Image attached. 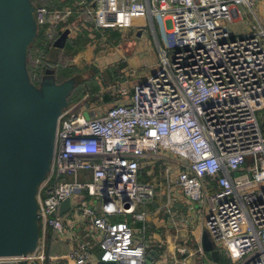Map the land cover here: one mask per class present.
<instances>
[{
	"label": "built area",
	"instance_id": "2783aa9c",
	"mask_svg": "<svg viewBox=\"0 0 264 264\" xmlns=\"http://www.w3.org/2000/svg\"><path fill=\"white\" fill-rule=\"evenodd\" d=\"M257 4L264 8V0L36 6L42 48L58 33L71 34L74 17L90 19V33L152 26L160 42L159 68L132 92L105 87L99 103L106 105L94 103L100 113L95 119H86L77 106L65 109L52 169L37 195L38 247L27 256L0 257V264H150L156 251L148 239V214L138 207L153 199L154 186L141 183L140 174L147 159L164 164L161 150L175 158L183 196L208 208L204 229L216 247L232 264H264V24L254 12ZM240 6L258 24L238 36L230 24L241 19ZM41 56L39 49L36 65ZM163 174L171 177V167L165 165ZM67 199L71 207L62 214ZM118 215L124 221H112ZM56 239L67 241V253L52 251ZM194 242L206 257L201 236Z\"/></svg>",
	"mask_w": 264,
	"mask_h": 264
},
{
	"label": "water",
	"instance_id": "95a60500",
	"mask_svg": "<svg viewBox=\"0 0 264 264\" xmlns=\"http://www.w3.org/2000/svg\"><path fill=\"white\" fill-rule=\"evenodd\" d=\"M36 6L0 0V257L27 256L38 247L37 195L52 169L59 120L80 82L79 76L57 82L52 65L39 85L32 80L28 55L38 38ZM69 34L63 32L55 47L63 49ZM70 207L67 199L61 213ZM201 243L205 252L217 248L206 229ZM158 256L153 252L148 262Z\"/></svg>",
	"mask_w": 264,
	"mask_h": 264
},
{
	"label": "crops",
	"instance_id": "0c3cea01",
	"mask_svg": "<svg viewBox=\"0 0 264 264\" xmlns=\"http://www.w3.org/2000/svg\"><path fill=\"white\" fill-rule=\"evenodd\" d=\"M87 19L86 17H74L70 20L71 34L70 37H68L69 40L86 37L91 38L90 36L92 33L89 32L88 27H93L94 25L90 19H88L87 22ZM149 27L153 30V36H150L148 40L146 39L145 32L111 30V34L119 35V39L121 38L120 45H115V47L112 48L117 49L119 61L117 62L116 55L112 53L109 54V52L100 55L95 61V63H99L100 66L102 65L99 67L101 73L106 70V68H103L105 62L109 63V60H112L114 63H118L116 65L117 67L115 66L114 69L110 71L107 70L106 73L109 75L111 74V77L113 74L121 72L124 73V76L121 81H117L110 85L125 87L132 92L136 84L145 81L157 71L159 68L160 42L155 29L152 26ZM96 31L102 34L103 39H105V33L110 32V30L106 32ZM147 43H150V47L152 46L151 48L153 50L149 52V54L152 55L147 60L138 58L137 52L139 46H146ZM105 57H108L106 61H102ZM128 69H131L128 72L129 74L127 73ZM110 85L102 80V82H100L101 89L98 91V96H101V91ZM103 98L105 101L106 98H108V101L111 99L109 95H104ZM159 167L158 162L155 160L147 159L145 161L142 171H147L148 180H141V183H150L154 186V197L152 200L138 207V212L145 211L148 214V230L151 229L152 226L156 229L158 235L154 240L164 243V245L169 248L167 252L155 249L156 253L159 255L155 260V264H183V262L191 264L192 257L187 252L186 243L189 239L196 240L201 236L204 230L208 208L204 205L190 202L179 190L177 178L172 179L171 177L158 173ZM171 199H174V201ZM169 202L172 203L166 208ZM137 225L141 226V223H137L136 226ZM148 239L151 240V237L148 236ZM57 240L60 239H56L55 242ZM64 241L65 242L61 243L60 247L57 248L60 254H65L69 251V245L66 240ZM55 242L52 245V251ZM181 249H185L186 253H180L179 250Z\"/></svg>",
	"mask_w": 264,
	"mask_h": 264
},
{
	"label": "rangeland",
	"instance_id": "374dc122",
	"mask_svg": "<svg viewBox=\"0 0 264 264\" xmlns=\"http://www.w3.org/2000/svg\"><path fill=\"white\" fill-rule=\"evenodd\" d=\"M43 2H35L37 6H47V4H42ZM67 6V5H64ZM61 7H56V8H49V9H59ZM241 10V19L239 21L233 22L230 24V30L232 31L233 35H246L249 33V31L253 28V26L257 23V20L254 18L253 14L249 9H246L243 6L239 7ZM254 12L257 14L259 20L264 24V8L261 5H258L254 7ZM91 27H89L90 29ZM91 31V30H90ZM134 32H137L134 30ZM152 33V34H151ZM149 34V36H148ZM145 36L146 39L148 40L149 37L153 36V30L151 27L146 29L145 31ZM91 38H83L78 40H83V43L86 42V47L84 48V51L82 52H77V53H72L68 50H54L51 49L50 51H47L45 54H42V59H45L46 62H50L53 65H56V70H57V77L58 79L62 80L61 77V71L60 70H66L68 67H76L78 68L81 72V75L79 76L80 83L77 86V88L74 90L72 96L70 97L69 100V107L77 106V112L83 113L86 119H95L100 116V113L93 104L97 102V105L99 104V108L105 107L106 104L99 103L100 100V95L98 96V91L101 89L100 88V82H107L108 85L113 84L117 81H121L122 77L124 76V73L119 72L118 74H113L111 77L109 74H107V70H113L114 67L118 63H114L112 60H109V63L105 62L103 64V68H106L102 73L99 70V63H95L96 59L100 57V55L107 54L109 52L112 53L113 55H116L117 57V62L119 61V54L116 51L117 49H112L115 47V45H120L121 38L119 39V35H113L111 34V30L108 33H105V39H103L102 34L96 30H93ZM73 40V41H77ZM40 41H36L34 44V47L31 50L30 54V63L32 66H36V61L35 58L37 49L39 48ZM152 47V46H151ZM150 47V43H147L145 45H140L139 50L137 52V56L140 59H145L147 60L152 54H149L151 50H153ZM40 57V56H38ZM105 57L102 61H106ZM114 64V65H113ZM98 67V68H97ZM117 67V66H116ZM132 67V66H131ZM129 67V68H131ZM131 70V69H130ZM129 69L127 70V73L130 71ZM129 74V73H128ZM106 102V101H104ZM101 106V107H100ZM85 108V109H83ZM264 115V112L259 113V118L261 123L264 121L262 116ZM162 153H164V156L166 159H163L162 162H159V169L158 173L163 174V170L166 166H170L172 170L171 178L176 179L178 172H179V167L176 162H174V156L170 154L167 151L161 150ZM250 162H247L246 165H250ZM140 180H148L147 176V171H143L142 174H140ZM88 203L90 204L91 207H93L94 203L92 201V198H89ZM112 221L114 222H120L124 221V218L122 216H114L111 217ZM128 219L131 221L132 224V217L129 216ZM138 226V225H137ZM157 232L156 229L152 228L148 230V236L151 237L150 240V247L154 249L161 250L163 252H167L169 248H167L164 243L162 242H157L154 239L157 237ZM193 239V238H192ZM188 240V239H187ZM65 242L63 239L57 240L55 242V246L53 249L54 253H59L57 248L60 247V244ZM187 242V241H186ZM187 247V252L189 255L192 257V263L191 264H232V261L230 258L226 255L225 251L221 249L220 247H217L215 251L213 252H205L206 257H202L197 248V243L194 242L193 240H190L186 243ZM192 253V254H190ZM218 256L219 260L216 262L215 257Z\"/></svg>",
	"mask_w": 264,
	"mask_h": 264
},
{
	"label": "trees",
	"instance_id": "16d2710c",
	"mask_svg": "<svg viewBox=\"0 0 264 264\" xmlns=\"http://www.w3.org/2000/svg\"><path fill=\"white\" fill-rule=\"evenodd\" d=\"M34 3L35 2H43L42 4H47V6L49 8H56V7H61L64 5H71L75 0H32ZM62 35V33H58L57 34V39ZM83 39V38H80ZM39 38H37L36 41H38ZM35 41V42H36ZM56 41V40H55ZM54 42H52L47 48H42V46L40 45L36 55L38 54V51L40 49L41 54H45L47 51H50L51 49L54 50H68L72 53H77L80 52L82 50H84V48L86 47V42L83 43V40H78V41H73V40H69V38L67 39V43L65 45V47L63 49L61 48H57L54 45ZM35 42L31 45L30 50H29V55H28V64H29V71L31 73L32 76V80L34 81V83L36 85H39L41 82L42 77L45 75V72L48 68L49 65H52L54 67V70L56 72V79L57 82L62 83L72 77H78L81 75V71L76 68V67H68L66 70H60L61 71V77L62 80L58 79V75H57V70H56V65H53L50 62H46L45 59H41L40 64L36 65V66H32L30 63V54H31V50L34 47ZM42 57V56H41ZM80 83V82H79ZM106 101H108V98H106Z\"/></svg>",
	"mask_w": 264,
	"mask_h": 264
}]
</instances>
